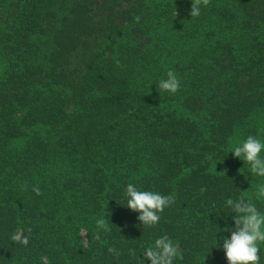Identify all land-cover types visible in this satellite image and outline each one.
I'll use <instances>...</instances> for the list:
<instances>
[{
	"label": "trees",
	"instance_id": "16d2710c",
	"mask_svg": "<svg viewBox=\"0 0 264 264\" xmlns=\"http://www.w3.org/2000/svg\"><path fill=\"white\" fill-rule=\"evenodd\" d=\"M191 4L0 0V264H138L165 234L173 264H229L225 202L255 177L230 151L264 113V0ZM169 69L175 94L157 87ZM129 183L175 196L154 227Z\"/></svg>",
	"mask_w": 264,
	"mask_h": 264
},
{
	"label": "clouds",
	"instance_id": "9594fccd",
	"mask_svg": "<svg viewBox=\"0 0 264 264\" xmlns=\"http://www.w3.org/2000/svg\"><path fill=\"white\" fill-rule=\"evenodd\" d=\"M210 0H192L190 16L191 18L200 15L201 6H208ZM138 23L140 17H135ZM120 65V61H115ZM161 91L175 94L180 89V80L177 78L174 70L167 71V79H161L157 85ZM264 144L254 136L249 135L246 140L234 147L230 152L234 157L241 158L250 165V171L253 175L264 177V159L260 158V152ZM24 190H27L25 184ZM32 191L40 195V189L37 186L32 187ZM204 191V189H201ZM127 198V207L139 213L137 219L142 222L143 227H154L159 219L160 213L166 207L175 202L174 195H161L158 192L140 191L134 184L129 183L125 189ZM255 195L257 198L264 197V184L257 185ZM226 206L231 208L235 221L234 230L231 231L230 238H223L222 247L229 264H258L260 257L257 241H264V215H262L251 199L240 196L238 199L231 198L226 200ZM97 232L95 239H100V231H110V226L106 219L96 221ZM30 232L31 229H28ZM11 240L14 243L27 246L29 237L19 233L13 234ZM219 246V245H218ZM108 251L119 257L120 253L113 247ZM130 255H135V250H129ZM143 258H138V264H145V260H150L151 264H173L175 259H183L182 251L178 244L174 243L168 235H163L155 239L152 246L144 249Z\"/></svg>",
	"mask_w": 264,
	"mask_h": 264
},
{
	"label": "rangeland",
	"instance_id": "374dc122",
	"mask_svg": "<svg viewBox=\"0 0 264 264\" xmlns=\"http://www.w3.org/2000/svg\"><path fill=\"white\" fill-rule=\"evenodd\" d=\"M2 70V64L0 61V73ZM56 87V86H55ZM57 88V87H56ZM251 135L260 140L262 144H264V113L258 112L256 114H253L250 118V120L245 121L237 132V138L239 137V144L242 143L246 138ZM236 146H238L236 144ZM260 158L264 159V148H262L260 152ZM240 159V165L244 166L246 169L250 171V165L247 162H244L241 158ZM251 172V171H250ZM254 180L248 184V194H246L247 199H251L252 202L256 205L258 211L264 215V197L257 198L255 195L257 185L264 184V177L256 176L254 175ZM262 230H264V226H262ZM82 237L84 238V232L82 233ZM223 260H227L226 256L223 255ZM208 261V260H207ZM206 260L202 261V264H205Z\"/></svg>",
	"mask_w": 264,
	"mask_h": 264
}]
</instances>
